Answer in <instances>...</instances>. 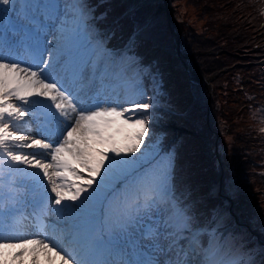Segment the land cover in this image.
<instances>
[{
    "label": "snow or ice",
    "instance_id": "obj_1",
    "mask_svg": "<svg viewBox=\"0 0 264 264\" xmlns=\"http://www.w3.org/2000/svg\"><path fill=\"white\" fill-rule=\"evenodd\" d=\"M96 7L0 0V264H264V240L195 195L174 151H142L155 77L139 29L109 47ZM52 214L51 235L19 234Z\"/></svg>",
    "mask_w": 264,
    "mask_h": 264
},
{
    "label": "rangeland",
    "instance_id": "obj_2",
    "mask_svg": "<svg viewBox=\"0 0 264 264\" xmlns=\"http://www.w3.org/2000/svg\"><path fill=\"white\" fill-rule=\"evenodd\" d=\"M140 1L148 6L152 3V0ZM212 1H201V4L207 2L210 8L199 16L195 15L197 8L192 0L169 1L170 7L177 6L175 18H183L187 14L190 17V27L185 28L189 36L193 25L210 27L209 24L216 23L218 19L222 20L219 22H223L227 31L230 29L226 36L234 45L233 49H228L232 52L225 54L227 49L222 50L219 61L215 63H212L211 57L204 59L198 56L199 68L209 79V88L192 79L189 73L192 66L188 58L180 55L172 57L169 54L172 48L165 50L163 46L151 47L145 44L142 37L137 38L136 52L143 66L152 70L155 77L144 83L146 93L153 97L156 107L152 109L149 135L142 151L151 152L158 143L169 147L175 154V170L181 163L188 180L193 178L195 182L187 184L182 179V169L178 172L179 179L194 192L197 190V196L215 204L234 228L250 235L252 241L257 242L259 236L250 234L245 224L239 226L234 223L235 219L249 223L264 240V189L261 185H264V0ZM88 3L97 6V14L106 12V16L112 18L134 11L135 4L134 0H88ZM146 12L148 10L143 8L134 17ZM106 16L98 21L101 30ZM150 17L152 21V12L142 16L141 23L137 21L134 28L130 27L125 33L120 32L121 23L130 21L125 14L117 18L115 26L107 33L110 37L109 47L118 45L117 40L126 41L129 34ZM160 19L153 20L152 31L148 36L173 45L174 36H161L166 33L167 27L163 18ZM206 40L212 43L218 38L208 36ZM189 43L190 39L182 36L180 51L190 53L192 50L187 49ZM194 43L202 47L200 50L208 49L204 41L205 48L196 41ZM165 63H168V68H165ZM219 66L225 71L217 75L216 80V77L210 78ZM166 108L181 113V116L182 113L185 115V121L181 118L176 123L186 128L183 131L176 128L174 131L180 132L178 135L172 136V132L166 129L165 124L170 121ZM257 111L263 114L258 115ZM231 206L234 215L230 213ZM252 258L259 264L258 257Z\"/></svg>",
    "mask_w": 264,
    "mask_h": 264
},
{
    "label": "trees",
    "instance_id": "obj_3",
    "mask_svg": "<svg viewBox=\"0 0 264 264\" xmlns=\"http://www.w3.org/2000/svg\"><path fill=\"white\" fill-rule=\"evenodd\" d=\"M129 1H131V0H129ZM168 1H170V0H168ZM192 1L194 3V6H196V8H197L195 10V15L196 16H199L200 13L207 12V9L210 8L209 5H207V2L204 3V4H201L202 0H192ZM214 1H216V0H213L212 2H214ZM217 1L220 2V0H217ZM134 2H135V4H134L135 6L134 5L133 6L136 9L134 11H132V12L128 11V13L125 14V17L127 18V20L131 22V23L130 22H125V24H126L125 30L126 31L130 27H133V25L135 26L137 24V21H140V23H141V17L146 15L147 13L152 12V16H154V14L156 13V10L158 9L159 4L162 3V0H152V3H151L150 6H148L147 3L145 4V3H143L140 0H134ZM210 6H211V4H210ZM151 7H154V10L149 11V9ZM176 7L177 6H173V8L171 7L172 8V12H174V13L177 12ZM143 8L144 9L146 8L148 10V12L142 13V14L138 15L137 17H134V15L137 12L141 11ZM122 15H124V14H121L119 16L113 17L111 21H114L115 19L121 17ZM180 15L182 16L181 13H180ZM160 17L163 18L164 24L168 27V18L166 16V13H165L164 10L160 11L159 13H157L156 16L153 17V20H156V19L161 20ZM176 19L179 21V23H180V25L182 27V34L184 33V36L190 39V43H189L187 49H190V50H193V51L195 49L196 50L197 49H201L202 47L199 48V47L196 46V43H194V41H196L198 43V45L203 46L204 48H205L204 44H207L206 48H208V49H206V51H212V52L221 53L222 50H226L227 49L225 51V54H226V52H232V51H229V50L233 49L234 45H233V43L228 41V39H230L229 36H226V33L228 31H230V29L227 31V29L223 25V22L222 23L219 22L221 19H218L216 21V23L215 22H211L209 24L210 27L209 26L198 27V26H194L193 25L190 28L191 29V31L189 33L190 36L185 32V28L188 27V26L190 27V25L188 24V21H190V17L188 16V14H187L186 17H183V18L179 17V18H176ZM153 20L149 23V19H148L147 21H144L139 27H137V28H141V34L139 36L142 37V40L145 42V44H147V45H149L151 47L162 46L163 43H162V41L160 42L159 38H157V37H149L148 36L150 31H152V26H153V23H154ZM219 23H221L222 25L220 26ZM223 28H224V31H223ZM169 35H170V31L167 28L166 33H162L161 36H169ZM170 36H172V34ZM208 36L209 37L217 36L218 41H215V42L211 43L210 40H206V38ZM203 41H204V44H203ZM186 44H187V42H186ZM219 53L216 56L210 55V54H208L206 56L203 55V56H201V58L206 59L208 57H211V58H213L212 63H215V62L219 61V57H220ZM237 59H239V58H237ZM165 67H169L168 63H165ZM214 70L215 71L212 74L219 73L218 76L221 74V72L225 71L222 66L216 67ZM185 75L188 77L187 73ZM216 79H217V76H216L215 80ZM257 112H258V115H261V113L263 114L262 111H257ZM168 113H169V117L171 118L172 122L178 121L181 118H182V121H185L184 120L185 119V115L183 113H182V116H181V113H179V112L169 111ZM179 129H181V128H179ZM261 185H262V187L264 189V185L262 183H261ZM257 192H259V191H256L255 193H257Z\"/></svg>",
    "mask_w": 264,
    "mask_h": 264
},
{
    "label": "water",
    "instance_id": "obj_4",
    "mask_svg": "<svg viewBox=\"0 0 264 264\" xmlns=\"http://www.w3.org/2000/svg\"><path fill=\"white\" fill-rule=\"evenodd\" d=\"M167 12H168V16H169L170 20L172 21V16H171L168 8H167ZM191 76H192V78L194 76L196 77L195 81H199V82H202L204 84H208L209 85V79H206L204 77V75L201 73L197 63H195V67H194L193 71L191 72ZM208 87H210V85Z\"/></svg>",
    "mask_w": 264,
    "mask_h": 264
}]
</instances>
